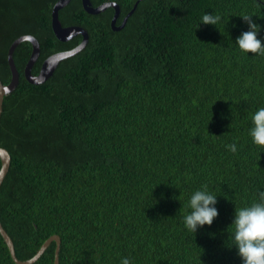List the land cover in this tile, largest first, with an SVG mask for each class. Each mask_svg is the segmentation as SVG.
<instances>
[{
    "label": "trees",
    "instance_id": "16d2710c",
    "mask_svg": "<svg viewBox=\"0 0 264 264\" xmlns=\"http://www.w3.org/2000/svg\"><path fill=\"white\" fill-rule=\"evenodd\" d=\"M58 1L0 0L4 84L19 37L40 42L35 75L48 57L83 40L54 35ZM137 1L91 0L117 3L118 26ZM203 14L221 20L204 25ZM246 14L264 45V0H142L121 31L111 27L114 9L91 15L72 0L60 20L84 27L89 43L41 85L24 76L32 44L17 47L20 84L0 120V147L11 155L0 221L20 260L58 235L60 264H242L235 208L259 202L264 191V148L250 136L252 116L264 107V56L236 45ZM204 185L217 197L218 216L192 233L184 217ZM56 247L34 264H54ZM0 264H16L1 234Z\"/></svg>",
    "mask_w": 264,
    "mask_h": 264
},
{
    "label": "clouds",
    "instance_id": "9594fccd",
    "mask_svg": "<svg viewBox=\"0 0 264 264\" xmlns=\"http://www.w3.org/2000/svg\"><path fill=\"white\" fill-rule=\"evenodd\" d=\"M248 25V30L243 32L236 40L242 53L264 56V45L258 39L260 26L255 23L253 16L241 17ZM221 20L219 15L203 14L201 23L204 25H217ZM199 26V25H198ZM253 127L250 130L255 145L264 148V107L257 110L252 116ZM228 149L235 153L236 144H230ZM207 185L203 190H197L190 198L188 207L190 214L185 215L184 223L188 231L196 233L198 228L211 226L217 218L215 207L217 197L207 191ZM259 202H254L249 207L235 208L233 240L238 250L242 264H264V191L259 192ZM121 264H131L128 258H123Z\"/></svg>",
    "mask_w": 264,
    "mask_h": 264
},
{
    "label": "water",
    "instance_id": "95a60500",
    "mask_svg": "<svg viewBox=\"0 0 264 264\" xmlns=\"http://www.w3.org/2000/svg\"><path fill=\"white\" fill-rule=\"evenodd\" d=\"M72 0H59L53 7L52 10V30L54 35L59 41L67 42L72 38L81 35L83 40L81 43L72 50L59 52L48 57L42 64L39 74L35 75L33 73L34 67L40 57L41 54V46L39 40L33 35H24L16 39L9 48L8 51V64L11 71V81L9 84H4L0 79V120L2 117V113L4 110V99L7 95L11 94L15 91V89L20 84L21 74L16 66L14 60V53L17 47L24 41H28L32 44L33 51L30 56L29 61L27 62L24 69L25 79L33 85H41L47 82L55 73L56 69L60 65V63L68 58L76 56L80 53L89 43V33L88 31L81 26H63L60 20V11L65 8ZM142 0H139L135 3L133 9L125 16L120 26L117 25V21L121 15V8L115 2L103 3L98 7H94L91 0H82V5L84 10L91 15H98L102 12L106 11L108 8H112L115 11V15L111 22V27L114 31H121L126 26L129 18L135 13L139 3ZM0 159L2 163V167L0 170V187L8 174L11 165V155L9 151L5 148L0 147ZM0 234L4 238L6 245L9 248L11 253V257L16 264H34L39 258L45 253L46 249L53 243L56 242V252H55V261L54 264H60V250H61V238L58 235H54L50 237L39 249L37 254L26 261L20 260L16 255V250L14 246V242L8 232L4 229L1 221H0Z\"/></svg>",
    "mask_w": 264,
    "mask_h": 264
}]
</instances>
